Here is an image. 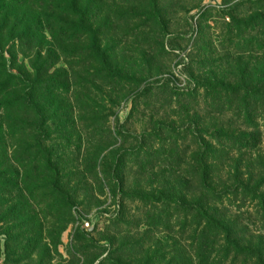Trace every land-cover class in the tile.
Masks as SVG:
<instances>
[{"label": "rangeland", "instance_id": "1", "mask_svg": "<svg viewBox=\"0 0 264 264\" xmlns=\"http://www.w3.org/2000/svg\"><path fill=\"white\" fill-rule=\"evenodd\" d=\"M82 3L95 44L32 5L0 14V57L52 79L0 109V264L190 261L198 202L264 243V99L240 91L264 80V0Z\"/></svg>", "mask_w": 264, "mask_h": 264}, {"label": "trees", "instance_id": "2", "mask_svg": "<svg viewBox=\"0 0 264 264\" xmlns=\"http://www.w3.org/2000/svg\"><path fill=\"white\" fill-rule=\"evenodd\" d=\"M83 0H0V14L5 18L4 25H8L10 16L13 11H18L19 8L32 5L39 11H44L48 16L55 19H48L49 25L56 26L53 28V35H68L69 41H80L84 36H91L93 41L92 24L90 21V13L86 7L83 8ZM59 11L60 16L57 17L53 12ZM6 12V13H2ZM67 16V19L63 18ZM8 20V22H7ZM68 20V21H67ZM20 31L17 33L21 41L27 42V47L32 42L31 38L35 37L32 34V25L30 21H24L21 17L16 16L12 22ZM10 24V23H9ZM6 26L0 27V36ZM38 27L41 29L44 24L39 21ZM14 29H11L9 36H12ZM1 38V37H0ZM95 44V41H93ZM99 48V47H98ZM41 78V77H40ZM38 81H33L30 77L16 73L11 70L7 60L0 57V109L7 114H11L18 107L24 109L34 108L37 102V92H41L47 82L52 79L46 78ZM259 87L252 89H240L243 92V100L248 106L250 97L255 94V97L264 99V80ZM41 84V85H40ZM47 87V84H46ZM48 89V87L46 88ZM264 103L262 102V105ZM247 110V107H246ZM261 187V186H260ZM249 194L250 188L243 187ZM253 198L260 201L264 205V194L253 193ZM196 215L195 239L197 243H193L194 254L190 261L180 259L176 264H264V243L258 245L244 244L233 233V229L229 223L216 216V209L212 206H205L198 202L192 206ZM236 237V238H235ZM104 264V262H100ZM121 264V263H117Z\"/></svg>", "mask_w": 264, "mask_h": 264}]
</instances>
